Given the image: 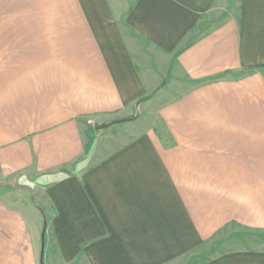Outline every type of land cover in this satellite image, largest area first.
Segmentation results:
<instances>
[{"label":"crops","instance_id":"crops-1","mask_svg":"<svg viewBox=\"0 0 264 264\" xmlns=\"http://www.w3.org/2000/svg\"><path fill=\"white\" fill-rule=\"evenodd\" d=\"M9 3L0 264H264V0Z\"/></svg>","mask_w":264,"mask_h":264},{"label":"rangeland","instance_id":"rangeland-1","mask_svg":"<svg viewBox=\"0 0 264 264\" xmlns=\"http://www.w3.org/2000/svg\"><path fill=\"white\" fill-rule=\"evenodd\" d=\"M8 2H10L9 4L21 5L20 4L21 3V0H8ZM5 3H7V0H0V5H3V4L5 5ZM158 97L159 96H157L156 98H153L152 100L146 102L144 105L145 106H149V105L153 104L154 101H156L158 99ZM7 185H8V187H12V188L13 187L14 188H17V189H20L21 188L19 186V184H15L13 182H12V184H7ZM43 227H44V221H43V225H42V228H41V236H42V232H43ZM240 243L241 244L248 245V246H253V247H258V248H264V233H257V232H255V233L254 232L248 233L247 236L244 238V240L241 241ZM43 261H44V264H45L44 257H43Z\"/></svg>","mask_w":264,"mask_h":264},{"label":"water","instance_id":"water-1","mask_svg":"<svg viewBox=\"0 0 264 264\" xmlns=\"http://www.w3.org/2000/svg\"><path fill=\"white\" fill-rule=\"evenodd\" d=\"M142 101H139L138 103L135 104V106H134L135 116L131 120H136L139 117L138 106H139V104ZM123 122H126V120L106 122V123L100 125L99 127H97V130H104V129H107L109 127H112V126H114L116 124L123 123ZM45 238H46V225L44 226V229H43V232H42V237H41V261L43 260L44 253H45V245H46Z\"/></svg>","mask_w":264,"mask_h":264},{"label":"trees","instance_id":"trees-1","mask_svg":"<svg viewBox=\"0 0 264 264\" xmlns=\"http://www.w3.org/2000/svg\"><path fill=\"white\" fill-rule=\"evenodd\" d=\"M33 204H34V206L37 208V210H38V211L43 215V217L45 218V215H44V212H43L41 206H40L35 200H33ZM41 264H44V261H43V260L41 261Z\"/></svg>","mask_w":264,"mask_h":264}]
</instances>
